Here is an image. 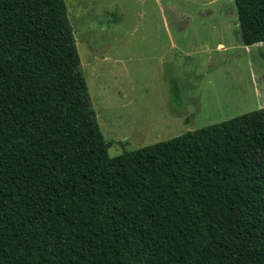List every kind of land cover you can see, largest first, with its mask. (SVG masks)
Segmentation results:
<instances>
[{
	"label": "trees",
	"instance_id": "obj_1",
	"mask_svg": "<svg viewBox=\"0 0 264 264\" xmlns=\"http://www.w3.org/2000/svg\"><path fill=\"white\" fill-rule=\"evenodd\" d=\"M234 6L263 42L264 0ZM110 146L65 1L0 0V264H264V109Z\"/></svg>",
	"mask_w": 264,
	"mask_h": 264
},
{
	"label": "rangeland",
	"instance_id": "obj_2",
	"mask_svg": "<svg viewBox=\"0 0 264 264\" xmlns=\"http://www.w3.org/2000/svg\"><path fill=\"white\" fill-rule=\"evenodd\" d=\"M64 1L109 157L264 109V41L241 43L234 0Z\"/></svg>",
	"mask_w": 264,
	"mask_h": 264
}]
</instances>
